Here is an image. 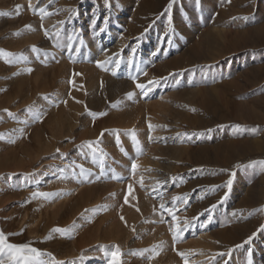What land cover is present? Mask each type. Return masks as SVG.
<instances>
[{
	"label": "rangeland",
	"instance_id": "obj_1",
	"mask_svg": "<svg viewBox=\"0 0 264 264\" xmlns=\"http://www.w3.org/2000/svg\"><path fill=\"white\" fill-rule=\"evenodd\" d=\"M170 2L0 0V49L15 54L0 56V162L15 157L27 165L35 158L29 146L39 149L42 140L53 146L48 164L37 159L29 171H0V230L11 243H30L65 264H91L92 259L108 264L106 253L117 247L112 242L73 253L83 227L111 217L114 209L123 234L143 222V234L130 236L133 246L119 247L122 264H180L179 247L199 252L201 248L193 246L199 235L200 243L221 245L217 254H225L220 256L222 264L230 259L264 264V0H175L166 11ZM157 21L160 30L174 29L173 38L183 41L182 48L162 52L135 44L144 40L146 31L132 34L134 26L149 24L151 31ZM182 26L188 28L186 33L178 30ZM102 27L121 43L118 52L107 56L113 61L119 57L120 69L129 68L128 80L115 77L124 86L114 94L108 90L109 70L97 65L105 58L88 65L91 59L80 43L65 46L69 37L78 42L81 36L89 41L104 34ZM187 49L183 56L189 65H164ZM173 74L178 76L175 84L168 80ZM154 80L159 84L149 83ZM137 82L150 89L147 96L136 88ZM130 92L135 93L131 98ZM199 118L211 125L201 127ZM163 119L166 128L175 126L181 147L171 175L174 197L188 201H176L175 222L159 207L145 212L140 208L139 169L120 166L125 160L142 164L152 155V147L164 138L159 135L165 130L159 124ZM151 130L155 134L144 138ZM170 145L174 143L165 144L168 150ZM77 165L86 173L82 175ZM80 192L92 203L69 211ZM169 204L166 207H173ZM202 204L209 205L202 209ZM209 214V226L191 231L188 220ZM185 222L190 226L174 241L172 230ZM57 228L67 231H53Z\"/></svg>",
	"mask_w": 264,
	"mask_h": 264
},
{
	"label": "bare ground",
	"instance_id": "obj_2",
	"mask_svg": "<svg viewBox=\"0 0 264 264\" xmlns=\"http://www.w3.org/2000/svg\"><path fill=\"white\" fill-rule=\"evenodd\" d=\"M78 11L79 10L75 11V13H77ZM154 23L155 24L153 25V27L150 25V27H152L151 31H149L151 29V28H149V24L148 25L146 24V28L143 27L142 25H138V24H137V27L134 26V32H132V34H136V32H139V31H146V36H145L144 40H138L135 44L140 43L142 45L141 46L142 49H147V50H151V51L163 49L162 52H165V51L170 50V49L172 50L174 48L173 46H176V48H182L183 47L184 43L182 40L177 39V38L176 39L173 38L174 33H176L174 31V29H169V30L167 29V31H165V30L163 31V30H160V28H159L160 22L157 21V23L156 22H154ZM163 29H166V28H163ZM178 30L182 33H186L188 31V28L182 26ZM50 35L52 36L51 40H53L54 34L50 33ZM81 40L83 41V45H81V47H82L81 50H83L84 52L89 54V58L91 59V61H89L88 65H92V62H94V60H102L104 58H105L104 65H111L114 62L113 61L114 57H108L107 55L109 53H112V52L115 53L114 51H116V50L118 52V49L121 46L120 41L118 39H116L113 35L108 34L106 29L104 31V34H102V35L97 34V35L91 37L89 41H87L86 39L84 40L82 38V36L80 37L78 42L74 41L72 39H68L66 41V39H65V46H67V49H68L69 46L70 47L74 46L75 44L80 43ZM175 41H177L176 45H175ZM48 44L46 42L43 43V45H48ZM189 50L190 49L185 50V52H183V54L180 57L174 58V59L170 60L169 62L164 63V65H175V67H179L181 65H189V62L187 60L188 58L183 56V55H185L184 53L188 52ZM110 59L112 60V63H109ZM116 59H120V58L116 57ZM212 60H214V58ZM113 67H114V65L109 68V71H107L106 77H107V80L109 82L108 87H110V88H108V90H110V92L114 94L118 90H120L121 87L123 88V86H124L123 82H117L116 80H114L115 77L119 76L121 79L128 80L129 79L128 78L129 68H124V69L119 68L116 72V75H113L112 71H111V69ZM168 77H169V79H168L169 82L175 84L178 76L173 74V75H170ZM110 83H112V84H110ZM94 87H96V86H94ZM96 91H95V93H96ZM92 92H94V91L92 90ZM188 100L189 99L186 98V102ZM95 104L97 105L98 103L95 102ZM162 118H165V116H162ZM197 121L201 127H207V126L211 125V122H212V121L202 120L200 118ZM82 122H83V119L79 120L78 124L80 125V124H82ZM166 123L168 124L167 119L166 120L163 119V120L159 121V124L165 127L164 128L165 130L162 133H159V135L164 134V138L162 139L161 142H159L158 145H155L152 147L151 151L154 154L153 153H152V155L150 154V157L146 156V159L143 160L142 162H140L142 164H139V163L137 164L138 165L137 167L139 169V171H138V174H139L138 177L139 178H138V180L135 179V180H137V188H138L137 194L140 198V204H139L140 208H142L144 210V212L149 211L151 206H156V208H158V207L160 208L161 203H165V204L170 203L169 205L173 206V197H174V193L176 192V190L174 189V187H172L173 180H172L171 175L173 174V172L175 170L173 165H174L175 160H177L179 158L178 155H179V150L181 147L177 146L178 140H176L177 139L176 138L177 131H176L175 126L171 124L172 125V126H170L171 128L168 129V128H166V127H168V125H166ZM94 134H95V132L88 134V136H93ZM153 134H155V131L151 130L150 134H149V132H146V136L144 138L152 136ZM138 137H139V135H138ZM140 140L143 141V139H140ZM40 142H41V145L39 144L40 145L39 149H37V147L36 148L30 147V146L28 147L29 149L30 148L32 149V150L30 149V151L28 153H33L35 158L32 160L30 159V161L26 163L27 165H24L23 163H21L20 160L16 159L15 157H13L14 158L13 160H12V158L7 157V159L5 161L3 160L4 162L3 161L0 162V171L1 170H14V169L28 170L29 171V169L33 167V162L37 159L42 163L43 162L46 163L47 160H49V158H51L49 155L52 153L53 146L50 145L48 141L42 140ZM157 142H158V140H157ZM170 142H172V144L174 143V146L170 145V147H173V148L168 150V148L165 146V144L167 145V143H170ZM218 145H221V144L218 143ZM202 150L206 151V146H203ZM149 152L147 153V155L149 154ZM162 154H165V157H161L160 155H162ZM42 155H44L43 158H41ZM52 157H54V156H52ZM15 160H17V161L15 162ZM12 162L14 164H12ZM47 164H48V162H47ZM125 164H126V166H128V168L131 167V165H132L131 163L126 162V160H125V162L120 164V166H122V165L125 166ZM39 167H41V166H39ZM81 193L82 192H80V194ZM82 194H81V198L79 200H75L73 203H71L69 205V207H67V209L69 211H71V210L73 211V209L75 212L79 211V208L82 209L83 208L82 206L84 204H87V202L90 198L88 199V197L86 198ZM131 195H133V193H131ZM87 196H89V195H87ZM91 199H92V195H91ZM98 200L95 199V203L99 204L100 200L99 201ZM91 203H92V201H91ZM211 204H212V202H211ZM207 205H209V204H202V206L200 208L203 209ZM200 208L196 212V213H199L198 215H200V213H201ZM112 211H113V214L111 215V217L100 218V220L96 219L97 221H95V219H94L90 225L87 224L85 227H83V229L79 232V234L76 238L75 245L76 244L77 245H76L75 250L73 248V250H74L73 254L80 253L81 250H83V249L93 251V250H96V249L102 247L105 244L108 245V243H110V242L114 243L112 245L113 247L117 246V247L123 248V247H127V246H133L134 239H132V237L130 238V236H133L134 234H141L142 233L143 222L138 221V223H136V225L133 226L131 228V230H128L126 232V234H123L121 227L119 228L118 215L116 213L114 214V211H115L114 209H112ZM145 217H147V215ZM190 220H188V221L192 225L191 231H193L194 227H199V230L201 231L205 227L209 226L210 222L213 219L211 217V214H209L207 217L205 215H201L197 219H196V217H194L193 220H191V221ZM127 236L129 239L128 238L125 239ZM198 237H199V238H197L198 240L194 241L193 246L201 248L199 250V252H194V249H189V248H186L184 246L179 247V254H178L177 260H180V264H219L220 262L222 264V260H220L222 256L220 254H217V252L222 249L221 245H219L218 243H214L211 245L200 243L201 242L200 241L201 240L200 235ZM199 245H202V246H199ZM180 253H183L184 255L181 256ZM171 256H172V254H171ZM92 260L89 261V263L95 264V262H93ZM84 264H88V263H84ZM224 264H238V263L236 260L230 259V260H227L226 263H224Z\"/></svg>",
	"mask_w": 264,
	"mask_h": 264
},
{
	"label": "snow or ice",
	"instance_id": "obj_3",
	"mask_svg": "<svg viewBox=\"0 0 264 264\" xmlns=\"http://www.w3.org/2000/svg\"><path fill=\"white\" fill-rule=\"evenodd\" d=\"M174 2H175V0H171L170 4L168 6V9H166V11H169L171 9L172 3H174ZM40 11L42 13H44L45 15L50 14V13L45 12L44 9H40ZM71 11L75 12V10H71ZM245 19H246V17H245ZM60 23L64 24L65 21H61ZM169 23H171V16H169ZM104 30L105 29L103 27L99 29L100 32H103ZM59 35H60V33L57 32L56 36L59 37ZM45 36L46 37L48 36L47 32H45ZM69 39H71V37H69ZM80 43H81V45H83L82 40L80 41ZM56 46H60L59 39H57V41H56ZM33 51H36L35 47L33 48ZM76 51L78 52L79 49H76ZM134 51L135 50H133V52ZM157 51H159V50H157ZM14 55L15 54H13V53H8L5 50L0 49V56L10 57V56H14ZM117 55H119V54H117ZM109 63H112L111 59L109 60ZM132 64H133V61L131 59H129L128 65L131 67ZM97 65L99 67L104 68V70H106V71L109 70L107 67H105L103 62L97 61ZM120 66H121V60L116 59L114 61V67L111 69L113 75H116V72L120 68ZM28 71L31 72L32 69H28ZM137 71H140V69H137ZM131 78L133 79L134 82L137 80V77H135V76H132ZM149 83L152 84L153 86H156L159 84V80L150 81ZM136 88L140 89V93L144 96H147L148 91H150V89L145 84L138 83V82L136 83ZM127 95L131 98L132 96L135 95V93L130 92ZM5 111H7V110H5ZM29 111H31V107L29 108ZM192 111H195V109H192ZM9 115H12V113H9ZM93 115H97V114L93 113ZM100 115H103V113H101ZM37 118H39V117H37ZM149 127H150V129L152 128L151 125H149ZM240 127L241 126H239V125L235 126V128L237 130H239ZM20 131L22 132L23 129H21ZM209 131H211V130H209ZM101 135H103V133ZM2 138H3V136H2V134H0V139H2ZM132 138H133L135 143H138V141H136L134 132L132 134ZM150 139H151V137H150ZM87 147L93 148V142H88ZM262 163H264V162H262ZM77 167L80 168V172L82 175L86 173V170L83 168L82 165H77ZM136 168H137V164L135 162H133L131 165V170L133 172H135ZM116 178L117 177L113 176V179H116ZM231 182L232 181L229 180L227 182L228 185H230ZM131 187L132 186L129 185L130 191H131ZM50 195H52V194L33 193L34 197L35 196L48 197ZM177 200H180L184 205H186L188 202L186 198L173 197V207H166L165 203L160 204V209L162 211V214H163V212H167L169 215L172 216V220L174 222L177 221V219H178L175 215V207H176V201ZM125 202H127V196L125 197ZM261 211H264V209H261ZM121 218L123 219V217H121ZM189 226L190 225L188 222H185L182 226L177 224L175 226V228L172 230L174 241L180 239L183 231H185ZM260 230H264V225H261ZM53 231L63 234L67 230L57 228V229H54ZM253 235H255V233ZM49 238H51V237H49ZM251 239H252V237L250 236L248 238V241H245V242L246 243L250 242ZM238 247H239V245H238ZM144 251H147V250H144ZM106 255H108L110 257V259L108 260V264H122L121 259H120L122 253H121L119 247H115V249L113 251H111L110 253H106ZM180 255L183 256L184 254L180 253ZM220 255H225V254L221 253ZM44 256H48L49 259L48 260L42 259V257H44ZM0 264H65V262L55 259V257L52 256L51 253H46L40 249L32 247L30 243H24V244L11 243L8 239V236L2 230H0ZM70 264H75V262H70Z\"/></svg>",
	"mask_w": 264,
	"mask_h": 264
}]
</instances>
